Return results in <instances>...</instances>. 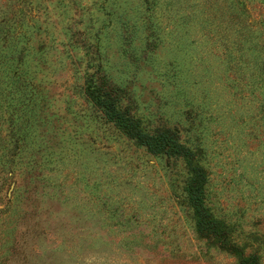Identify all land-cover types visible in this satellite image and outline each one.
Returning a JSON list of instances; mask_svg holds the SVG:
<instances>
[{
  "label": "rangeland",
  "instance_id": "rangeland-1",
  "mask_svg": "<svg viewBox=\"0 0 264 264\" xmlns=\"http://www.w3.org/2000/svg\"><path fill=\"white\" fill-rule=\"evenodd\" d=\"M152 1L0 0V264H264V0ZM99 65L202 156L235 252L196 232L183 160L87 100Z\"/></svg>",
  "mask_w": 264,
  "mask_h": 264
},
{
  "label": "trees",
  "instance_id": "trees-1",
  "mask_svg": "<svg viewBox=\"0 0 264 264\" xmlns=\"http://www.w3.org/2000/svg\"><path fill=\"white\" fill-rule=\"evenodd\" d=\"M151 5L152 0H143ZM99 66L87 73L83 82V93L87 100L100 109L107 121L138 146L155 155H164L171 159H181L188 173L184 187L185 202L192 212L196 232L214 242L225 250L234 251L230 246L229 229L219 219H216L205 204V185L207 174L201 165L202 156L190 147L181 143L178 132L169 128L148 129L142 126L140 120L134 117L131 108L123 105L124 93L121 88L112 85L108 77L101 73ZM254 263V260H251Z\"/></svg>",
  "mask_w": 264,
  "mask_h": 264
}]
</instances>
